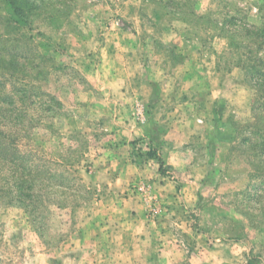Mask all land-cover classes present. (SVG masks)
Returning <instances> with one entry per match:
<instances>
[{
    "label": "rangeland",
    "instance_id": "374dc122",
    "mask_svg": "<svg viewBox=\"0 0 264 264\" xmlns=\"http://www.w3.org/2000/svg\"><path fill=\"white\" fill-rule=\"evenodd\" d=\"M24 2L17 29L0 0V49L26 54L16 78L39 98L22 99L30 117L16 139L44 173L0 166V264H171L145 253L170 246L143 230L171 214L200 235L182 238L183 264H209V249L216 264H264V48L260 65L226 32L234 16L263 35L264 0ZM128 147L146 172L148 153L162 158L178 204L154 197L151 173L120 182L114 152ZM15 172L55 205L28 214L9 202ZM128 195L140 213L115 211Z\"/></svg>",
    "mask_w": 264,
    "mask_h": 264
},
{
    "label": "trees",
    "instance_id": "16d2710c",
    "mask_svg": "<svg viewBox=\"0 0 264 264\" xmlns=\"http://www.w3.org/2000/svg\"><path fill=\"white\" fill-rule=\"evenodd\" d=\"M6 1L13 9V13L10 15V23L13 22L17 29L22 28V23L27 22V14L23 10V8L28 6V2H26V4L24 2L23 4V1L27 0ZM229 22L234 27H237L226 31L229 35L231 47L234 49L248 48V53L251 55L248 56V59L262 65V59L257 58L256 56H258V50L260 48H264V33L263 35H260L259 28L247 27L246 25L248 24L239 26V20L234 16H231ZM242 23L246 22L243 21ZM12 47L16 48L15 46ZM15 50L16 49L7 50L4 47L0 49V166L6 162H10L14 165V167H18L22 172L27 173V177L39 178L42 175L41 173H44L42 172V167L39 164L41 162L36 160L33 161L34 159L31 155L32 149L24 152L19 147L16 139L20 133H22L25 129H28L26 126L21 124V122L24 119H28L30 117L27 109L21 107V105H25L22 99L29 100L33 98L32 96L39 98V95L36 93H31L29 90H27V86L22 85L23 80H18L16 78V69L19 67L20 60H26L27 58H25L26 54L20 55L18 52L13 54V51ZM7 51H10V53L5 55ZM253 55L256 56L252 57ZM242 61L243 60L241 59L239 60L240 65L242 64ZM257 74L258 75L254 76V83L258 87V90L264 93V73L259 72ZM263 93H261L262 100H264ZM19 96L21 98H19ZM8 119H11L10 124H7ZM148 158H156L161 165L160 171L163 172L164 162L161 157H157L155 154L150 152L148 153ZM29 160L32 161L29 162ZM69 168L70 167L65 168L64 172L69 175L71 181H74L79 185V187H81V185L78 183V179L76 180V177L72 174L71 169L69 173ZM19 176L20 175L15 172V192L12 194L13 197H11L9 202L18 205L28 214L32 211L36 213L40 208L42 210L45 208L47 209L50 204L55 205V201L50 202L48 199L45 201V204L43 201L40 202L39 197L41 196L42 190L36 188V185L32 182L33 179L25 180L24 178H20L17 180ZM1 189H3V186H1L0 182V202L2 201V198H5L4 190ZM37 201H39V204H37ZM44 205L45 208H43Z\"/></svg>",
    "mask_w": 264,
    "mask_h": 264
},
{
    "label": "crops",
    "instance_id": "0c3cea01",
    "mask_svg": "<svg viewBox=\"0 0 264 264\" xmlns=\"http://www.w3.org/2000/svg\"><path fill=\"white\" fill-rule=\"evenodd\" d=\"M130 151H131V147L126 148L123 153L114 152V163L116 166L119 165L120 168H122V174L120 175L121 176L120 182L126 181V180L130 181L131 180V177L129 176L130 172L132 174L134 173V171H136L137 179H140L141 177H145L146 173H151L150 180L152 181L150 182H152V186H153L152 189L154 192L153 193L154 197L160 201H164V202L166 201V203L174 202L178 204L179 196L177 192V184L172 182L173 185L175 184L174 186H172L171 181H170L171 178L168 175L169 172L167 171V172H164V174H162V172L160 171L161 165L159 161L154 160V159L144 163V166H143L146 168L153 167L152 171L148 170L146 172L144 171V169L136 167L135 165L131 163V154L129 153ZM128 196L129 198L121 199V203L118 206V210H115V211H117L118 213H123L124 211H126L127 213L128 211V212H131L132 216H133L134 211H137L140 213L142 210H141V206H139L138 204H139V201L143 202L142 198H139V200H137V202L134 203L133 200H130V195ZM120 219L123 220V217ZM139 220H143L142 216L140 214H136L135 221L142 222ZM170 223L173 224L171 225L172 228H168L167 226ZM155 228H158V229L160 228V231L155 233ZM181 229H183V232H181ZM143 230L148 233L147 238L148 240H150L151 243H153V245L156 244V242L160 239V234L162 233L163 235L162 239L165 240L162 246L165 247L166 243L170 246V247H165L163 250L160 249L158 251H155V247H154L152 250L145 252V253L148 254L149 252H152V253L157 252L159 254V251H160L161 252L160 256L164 259L163 262L165 263L171 262V264H183L184 263L183 257L185 256V251H184L185 248L183 247L184 241L182 240V238L187 239L188 237L192 238L193 236L194 241L200 239L199 234L194 233V232L193 234H190L189 231L184 230L182 223L179 222L177 219H174V216H172V214L169 217L167 216V219H165L164 224L160 222L150 221L148 226L144 225ZM186 233L188 234L187 236H186ZM170 239H173V240L169 241ZM207 253L209 255V258L207 257V259L206 260L204 259V260L208 262L209 264H216L218 261L217 253L214 251L212 252L211 249H209L208 252L207 251L204 252V254H207ZM188 262H190V260Z\"/></svg>",
    "mask_w": 264,
    "mask_h": 264
}]
</instances>
